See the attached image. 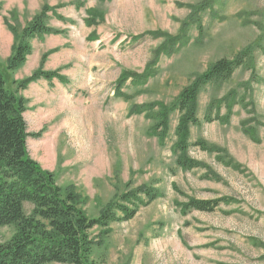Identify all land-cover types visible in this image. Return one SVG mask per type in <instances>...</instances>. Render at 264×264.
I'll return each instance as SVG.
<instances>
[{
    "label": "rangeland",
    "instance_id": "374dc122",
    "mask_svg": "<svg viewBox=\"0 0 264 264\" xmlns=\"http://www.w3.org/2000/svg\"><path fill=\"white\" fill-rule=\"evenodd\" d=\"M200 1L0 0V68L9 83L30 76L44 55V69L67 78L41 79L19 92L29 101L24 114L28 131H43L38 138H28L30 156L55 173L60 186L74 185L88 197L90 216H98L118 195L139 185L162 192L133 219L113 223L102 245L94 248L92 258L100 264H264V54L256 53L263 80L251 90L246 86L251 72L243 68L229 81L207 86L199 98L201 120L213 101L234 90L239 99L254 102L255 113L241 103L235 105L229 124L215 120L191 129L193 142L220 147L245 171L225 166L217 153L197 146L191 147L190 156L207 167L181 169L173 149L178 113L171 114L164 145L151 133L150 114H131L136 104H171L216 60L233 58L257 41L264 31V0H220L202 14V33L192 27L189 44L171 57L163 56L154 78L145 85L127 82L123 91L130 99L115 95L122 72L143 71L163 42L148 33L176 35L190 13L186 4ZM45 6L51 7L47 24L64 32L31 39L32 52L24 66L9 72L6 66L15 44L10 26L20 33ZM94 8L104 18L88 25V10ZM11 88L16 90L14 84ZM254 114L263 123L258 125V142L242 124ZM213 173L221 181L211 178ZM225 196L236 202L214 212H181L180 203L190 198ZM31 210L26 204V211ZM14 232L13 226H0V242ZM100 233L99 228L91 231L96 239Z\"/></svg>",
    "mask_w": 264,
    "mask_h": 264
},
{
    "label": "trees",
    "instance_id": "16d2710c",
    "mask_svg": "<svg viewBox=\"0 0 264 264\" xmlns=\"http://www.w3.org/2000/svg\"><path fill=\"white\" fill-rule=\"evenodd\" d=\"M219 1L202 0L195 4H186L190 13L182 21L176 35L161 30L149 32L148 34L154 38H164L163 42L154 50L143 71L122 72L115 95L130 99L123 91L127 82L131 85H145L154 78L158 74V65L163 56L171 57L180 48L189 44L191 39L189 31L192 27L198 28L202 33V14L208 10L212 11ZM49 9L51 7L45 6L20 33L16 27L10 26L15 35V44L6 66L9 72L24 66L32 52L31 39L64 32L47 24ZM1 10L0 2V12ZM88 14V25H96L104 18L95 8L89 9ZM58 17L63 19L62 16ZM258 51L264 54V31L257 41L244 47L233 58L224 57L212 63L205 72L198 74L183 88L171 104L162 102L136 104L131 108V114L144 112L150 114L154 118L151 133L157 137L161 145H164L170 134L171 114L178 113L173 149L179 168L192 170L207 167L205 163L190 156L191 147L197 146L204 151L217 153L218 160L225 166L245 171L240 163L220 147L209 145L203 140L193 142L191 129L203 122L210 123L215 120L229 124L237 104L242 103L245 107H250V113H255L254 102L246 101L245 98L239 99L234 90L213 101L204 120H201L199 98L207 86L229 81L238 69L244 68L251 72V78L246 82L248 91L252 89V84L260 83L263 78L257 72ZM46 56L44 55L43 62ZM43 62L30 76L22 80H12L10 83L5 71L0 68V226L15 227L13 235L8 240L0 242V264H100L92 258L94 248L102 245L104 238L110 234L113 223L133 219L141 207L160 198L162 192L149 184L139 185L118 195L117 199L108 203L98 216H90L85 208L88 197L80 193L74 185L60 186L55 173L44 169L30 156L28 138L30 136L38 138L42 136L43 131L35 133L28 131L24 114L29 101L19 92L41 79L49 82L54 79L61 82L67 80L59 71L45 70ZM11 84L15 85L16 90L11 88ZM223 108L226 113L222 115ZM242 124L244 132L258 142V125L263 123L256 114ZM211 178L221 181V177L215 173ZM234 202L236 200L229 196L216 199L190 198L187 202L180 203V207L183 214L193 211L214 212L222 204L230 205ZM26 204L32 205L29 213L26 211ZM95 228L101 230L97 239L91 235Z\"/></svg>",
    "mask_w": 264,
    "mask_h": 264
}]
</instances>
